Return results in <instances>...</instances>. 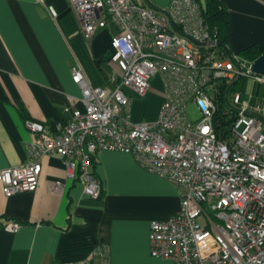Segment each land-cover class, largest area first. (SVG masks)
Returning <instances> with one entry per match:
<instances>
[{
  "label": "built area",
  "instance_id": "2783aa9c",
  "mask_svg": "<svg viewBox=\"0 0 264 264\" xmlns=\"http://www.w3.org/2000/svg\"><path fill=\"white\" fill-rule=\"evenodd\" d=\"M67 1L85 39L115 27L111 72L104 85L93 86L78 64L72 68L82 106L52 132L27 121L35 133L29 161L0 169L5 194L35 191L41 159L57 154L66 176L97 199L102 187L91 157L123 151L180 190L178 211L150 223L152 256L172 264H264V97L244 89L248 79L264 83L250 68L253 60L219 45L203 17V0H172L163 8L140 0ZM156 77L163 95L156 118L133 121L132 96H145ZM221 103L232 117L224 133ZM60 187L56 180L50 190ZM19 226L13 221L4 228L13 233ZM73 264H110L109 251L99 244Z\"/></svg>",
  "mask_w": 264,
  "mask_h": 264
},
{
  "label": "crops",
  "instance_id": "0c3cea01",
  "mask_svg": "<svg viewBox=\"0 0 264 264\" xmlns=\"http://www.w3.org/2000/svg\"><path fill=\"white\" fill-rule=\"evenodd\" d=\"M140 1L163 8L172 0ZM220 1L229 11V49L238 55L250 45L264 49V0ZM115 31L110 26L85 39L67 0H0V169L29 161L35 133L27 121L52 132L82 106L72 79L76 64L91 85L105 84ZM162 100L156 77L145 96H132L131 119H155ZM94 156L90 170L102 187L97 199L66 176L57 154L41 159L35 191L7 195L0 184V264H73L99 244L107 247L110 264H172L150 254L149 226L178 211L179 188L129 153L103 150ZM56 180L61 187L53 192ZM13 221L20 226L11 233L4 227Z\"/></svg>",
  "mask_w": 264,
  "mask_h": 264
},
{
  "label": "trees",
  "instance_id": "16d2710c",
  "mask_svg": "<svg viewBox=\"0 0 264 264\" xmlns=\"http://www.w3.org/2000/svg\"><path fill=\"white\" fill-rule=\"evenodd\" d=\"M203 17L209 28L213 31V36L217 39L219 45L221 47L228 46L230 17L224 3L220 0H204ZM263 53L264 49H259L256 45H250L241 50L239 55L251 61ZM220 107L221 110L218 112V118L221 126L219 129H222L221 131L224 133L225 130H228L227 127L232 117L228 113L225 114L223 112L226 110L224 104L221 103ZM94 161L95 156L93 155L91 157V165ZM92 174L96 177L95 173Z\"/></svg>",
  "mask_w": 264,
  "mask_h": 264
},
{
  "label": "rangeland",
  "instance_id": "374dc122",
  "mask_svg": "<svg viewBox=\"0 0 264 264\" xmlns=\"http://www.w3.org/2000/svg\"><path fill=\"white\" fill-rule=\"evenodd\" d=\"M241 58L243 60H246V58L242 57ZM247 62V61H246ZM237 87H239V83H237L236 85ZM244 89L246 92H252V93H256L257 96L259 97H264V83L258 85L257 83L253 82L251 79H248L245 83ZM194 106L190 105V116L192 119H195L198 117V113L196 112V110H194ZM198 220L201 221V217H198Z\"/></svg>",
  "mask_w": 264,
  "mask_h": 264
},
{
  "label": "water",
  "instance_id": "95a60500",
  "mask_svg": "<svg viewBox=\"0 0 264 264\" xmlns=\"http://www.w3.org/2000/svg\"><path fill=\"white\" fill-rule=\"evenodd\" d=\"M250 68L253 72L264 75V53L251 62Z\"/></svg>",
  "mask_w": 264,
  "mask_h": 264
},
{
  "label": "snow or ice",
  "instance_id": "6c2138e0",
  "mask_svg": "<svg viewBox=\"0 0 264 264\" xmlns=\"http://www.w3.org/2000/svg\"><path fill=\"white\" fill-rule=\"evenodd\" d=\"M205 131H207V129H205Z\"/></svg>",
  "mask_w": 264,
  "mask_h": 264
}]
</instances>
